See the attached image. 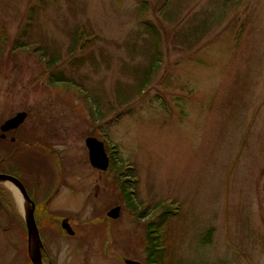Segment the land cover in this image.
<instances>
[{
  "label": "rangeland",
  "instance_id": "rangeland-1",
  "mask_svg": "<svg viewBox=\"0 0 264 264\" xmlns=\"http://www.w3.org/2000/svg\"><path fill=\"white\" fill-rule=\"evenodd\" d=\"M166 1L181 8L173 24L160 16ZM33 8L36 40L54 41L63 54L78 25L94 34L73 77L103 97L104 119L94 121L81 98L49 82L33 47L0 54V126L27 114L9 135L17 141L0 143V157L24 170L41 160L58 174L50 204L42 170L27 177L34 201L45 200L53 215L37 221L55 264H145V224L156 214L138 220L111 163L103 173L91 165V137L107 139L108 154L116 147L117 169H133L140 200L165 201L175 214L159 230L173 264H264V0H0V31L18 38ZM204 16L215 22L208 34L178 46L175 35ZM146 22L160 34L162 64L145 93L122 107L112 102L115 86L134 85V70L149 63ZM2 184L12 190L14 214L0 206V264H32L16 188ZM116 206L114 220L108 212ZM62 216L75 237L61 231Z\"/></svg>",
  "mask_w": 264,
  "mask_h": 264
},
{
  "label": "trees",
  "instance_id": "trees-1",
  "mask_svg": "<svg viewBox=\"0 0 264 264\" xmlns=\"http://www.w3.org/2000/svg\"><path fill=\"white\" fill-rule=\"evenodd\" d=\"M167 1L164 3V9L160 12L161 19L166 21L169 24H173L178 15H181L180 7L174 6V2L171 3ZM148 9L147 5H144L142 10ZM227 10L223 12V14L219 17V19H223L226 15ZM36 18L35 9H31L29 15L27 17V26L23 28L20 32V36L15 40H10L9 36L5 33V31H0V54L5 50V48L9 47L14 50H24L29 49L31 47L34 48V51L39 55V57L45 62V67L48 73V80L51 84L59 85L61 88L66 91H71L73 94L81 98L83 103L87 106L91 113V117L94 119H104V113L99 109L100 105H102L103 97L101 95V90H91L87 89L84 84L80 83L77 85L73 75V72L77 70H81L85 67L88 57L90 54H85L87 52L88 47L96 39H94V34L91 31H86L84 26L78 25L76 30L70 34L71 43L70 47L63 54V50L56 44L55 42L42 37V40H36V33L33 32V27ZM221 21V20H220ZM240 22H243L241 20ZM215 24L214 20H211L210 17L204 16L198 20L197 24L189 25L187 28L182 29V31L178 32L175 37V43H178V46L183 48L192 47L195 42H199L213 27ZM243 25V24H242ZM241 29V26H240ZM243 31V30H242ZM241 31V32H242ZM143 32L146 36L145 43V53L147 54V59L149 61L148 65L145 67H138L134 70V76L136 79V83L134 85L124 86L122 84H118L115 86V95L113 97V103H117L119 106H125L131 103L132 100L136 99V97L145 93L148 87L151 85L153 80L155 79L156 72L159 70L163 55L161 52L162 41L160 38V34L155 27L154 24L150 22H146L143 24ZM193 44V45H192ZM191 45V46H190ZM85 54V55H84ZM71 68L70 73H68L65 68ZM120 87V89H118ZM116 147L112 148V171L116 174L117 185L119 186L120 193L124 202L132 210L134 215L138 220H145L146 217L150 215L151 212H154L156 216L154 217L153 222H147L145 224V235L148 246L145 250L146 253V264H173L166 254V249L162 247L163 244V235L160 234V229L163 228L164 225L167 224L168 220L174 216L171 208L164 204L165 201H160L159 203H150L145 204L142 200H140L138 193L137 184L138 182L134 179L133 169L128 168L127 170L117 169L116 163H120L117 150H113ZM37 168H40L43 173V178L50 183L47 192L43 196V198H49L54 190L55 185L58 182V174L56 176L54 167L49 164L46 166L43 165L40 160L37 164V167L24 170L18 162H10L6 163L4 158L0 157V171H7L11 173L25 171L27 174L31 175L32 171L37 172ZM129 175V176H127ZM45 201V200H44ZM37 204V207L41 208L45 211L47 206H45V202ZM38 217V216H37ZM20 218V217H19ZM38 221L42 223L43 219L45 220V216L43 218L38 217ZM42 224H45L44 222ZM210 236H212V230L207 232ZM209 241V240H208Z\"/></svg>",
  "mask_w": 264,
  "mask_h": 264
},
{
  "label": "water",
  "instance_id": "water-1",
  "mask_svg": "<svg viewBox=\"0 0 264 264\" xmlns=\"http://www.w3.org/2000/svg\"><path fill=\"white\" fill-rule=\"evenodd\" d=\"M27 114L25 112H20L15 115L13 118L7 120L2 126L1 131L7 132L10 130L18 129L25 121ZM86 145L89 150V160L93 167L100 169L101 171H106L109 167V158L105 152L104 143L98 141L95 138H88L86 140ZM0 181L8 182L13 184L19 193L24 197V199L31 204V210L28 212L26 217V225L29 235V244H30V255L34 264H42L40 249L42 248V242L40 239L38 227L35 220V204L30 199L24 185L16 178L8 175L0 174ZM121 215V206H116L108 212V217L111 219L117 220ZM63 228L66 229L68 234L73 235L74 232L65 224ZM126 264H141L136 261L126 260Z\"/></svg>",
  "mask_w": 264,
  "mask_h": 264
},
{
  "label": "flooded vegetation",
  "instance_id": "flooded-vegetation-1",
  "mask_svg": "<svg viewBox=\"0 0 264 264\" xmlns=\"http://www.w3.org/2000/svg\"><path fill=\"white\" fill-rule=\"evenodd\" d=\"M12 118V117H11ZM26 120H27V118H26ZM7 121V120H6ZM4 123V122H3ZM2 123V124H3ZM2 126V125H1ZM0 126V127H1ZM16 130H18V129H16ZM16 130H10V131H7V132H2V131H0V143L1 142H8V143H15L16 141H17V139H15L14 137H11V138H9V135L10 134H15V133H17V131ZM24 147H26V144H24ZM10 154V156H11V154H12V152H10L9 153ZM8 155V154H7ZM6 156V155H5ZM4 161L8 164V163H10L11 162V158L9 159V158H4ZM102 173V172H101ZM0 174H3V175H8V176H12V177H14V178H16V179H18L23 185H24V187H25V189H26V191H27V193H28V195H29V197H30V199L33 201V203L35 204V211H34V214H35V218H36V223H37V227H38V231H39V235H40V238H41V241H42V248L40 249V255H41V261H42V264H55L56 262H57V260L56 259H54L53 257H52V255H53V253L51 252V249H48L47 248V246L44 244V242H43V235H44V228H42V230H43V234H42V232H41V230H40V227L39 226H41V224H39V222L37 221V218L38 217H41V218H43L44 216L45 217H47L46 218V220H48V219H50L53 215L51 214V211L48 209V207H47V209L45 210V211H43L42 210V214H40V213H38L37 212V203L34 201V197H35V186H33V184H31V182H32V180H27V177L29 176V174H27L25 171H22L21 173H19V172H16V174L15 173H11V172H7V171H5V172H3V171H0ZM3 183V181H0V206L2 205L3 206V208L6 210V211H4V210H2L3 212H6L9 216L11 215V213L12 214H14V212H12L11 211V208L9 207L10 206V204L12 205V203H11V193L10 192H12V190L7 186V185H5V184H2ZM36 183V182H35ZM37 184V183H36ZM51 198H47V200L45 201L46 203H49L50 204V202H49V200H50ZM41 201H44V200H41ZM48 204V205H49ZM47 205V206H48ZM41 206V205H40ZM40 206H39V211L41 210V208H40ZM41 212V211H40ZM19 217H20V213L18 212V214H17ZM17 215H15L16 217H17ZM38 216V217H37ZM41 222V221H40ZM63 224H65V226H67V227H69L68 226V224L70 225V223H69V221H68V218H66V217H64V216H62V218H61V220H60V227H61V229H62V226L61 225H63ZM42 226H44V225H42ZM71 226V228H72V231L74 232V234L73 235H68L63 229L61 230L62 232H63V234L64 235H67L68 237H75V235H76V232L74 231V229H73V227H72V225H70ZM47 227V226H46ZM60 231V232H61ZM62 234V233H61ZM100 244H97V246H99ZM30 259H31V257H30ZM126 260V259H125ZM125 262V261H124ZM31 263L32 264H34L33 263V261H32V259H31ZM120 263V262H119Z\"/></svg>",
  "mask_w": 264,
  "mask_h": 264
},
{
  "label": "bare ground",
  "instance_id": "bare-ground-1",
  "mask_svg": "<svg viewBox=\"0 0 264 264\" xmlns=\"http://www.w3.org/2000/svg\"><path fill=\"white\" fill-rule=\"evenodd\" d=\"M16 198L18 199L20 211L24 216H28V212L30 211V205L21 197V195L15 190L14 191Z\"/></svg>",
  "mask_w": 264,
  "mask_h": 264
}]
</instances>
